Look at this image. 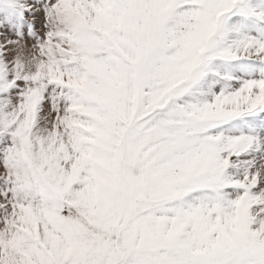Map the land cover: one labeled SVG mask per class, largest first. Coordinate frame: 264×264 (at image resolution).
<instances>
[{"label":"snow or ice","instance_id":"snow-or-ice-1","mask_svg":"<svg viewBox=\"0 0 264 264\" xmlns=\"http://www.w3.org/2000/svg\"><path fill=\"white\" fill-rule=\"evenodd\" d=\"M0 264H264V0H0Z\"/></svg>","mask_w":264,"mask_h":264}]
</instances>
